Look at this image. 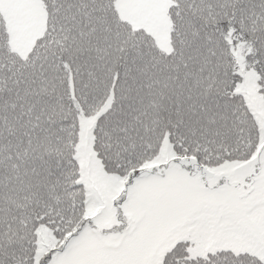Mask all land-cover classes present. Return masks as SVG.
Instances as JSON below:
<instances>
[{"label": "snow or ice", "instance_id": "6c2138e0", "mask_svg": "<svg viewBox=\"0 0 264 264\" xmlns=\"http://www.w3.org/2000/svg\"><path fill=\"white\" fill-rule=\"evenodd\" d=\"M0 264H264V0H0Z\"/></svg>", "mask_w": 264, "mask_h": 264}]
</instances>
